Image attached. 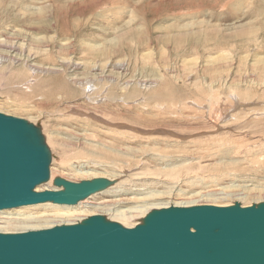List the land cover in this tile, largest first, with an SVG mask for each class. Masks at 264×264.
<instances>
[{"label": "rangeland", "instance_id": "374dc122", "mask_svg": "<svg viewBox=\"0 0 264 264\" xmlns=\"http://www.w3.org/2000/svg\"><path fill=\"white\" fill-rule=\"evenodd\" d=\"M0 112L39 125L50 177L123 183L0 231L264 201V0H0Z\"/></svg>", "mask_w": 264, "mask_h": 264}, {"label": "water", "instance_id": "95a60500", "mask_svg": "<svg viewBox=\"0 0 264 264\" xmlns=\"http://www.w3.org/2000/svg\"><path fill=\"white\" fill-rule=\"evenodd\" d=\"M51 152L42 130L0 112V211L51 202L75 205L114 181H49ZM0 264H264V201L154 208L133 226L101 214L73 223L0 231Z\"/></svg>", "mask_w": 264, "mask_h": 264}, {"label": "bare ground", "instance_id": "6f19581e", "mask_svg": "<svg viewBox=\"0 0 264 264\" xmlns=\"http://www.w3.org/2000/svg\"><path fill=\"white\" fill-rule=\"evenodd\" d=\"M31 67V66H30ZM218 110V109H217ZM220 111V110H219ZM218 111V112H219ZM217 112V111H216ZM217 112V113H218ZM219 115H221L220 113H218ZM219 115H218V117H219ZM217 117V119H219ZM215 118V117H214ZM216 119V120H217ZM73 170H77V169H75L74 167H73ZM117 173V172H116ZM115 175L116 174H110L108 177H109V179L111 178V179H113L114 177H115ZM99 176V175H98ZM101 176V175H100ZM54 177V172H53V170H52V172H51V177H50V179H49V181L48 182H46V183H43V184H41V185H39L36 189L38 190V191H40V190H44V189H57V188H55L54 186H53V184L51 185V181H53V178ZM97 177V176H96ZM103 177V176H102ZM107 177V178H108ZM114 183H115V181H114ZM121 183V182H120ZM133 183V182H132ZM113 185V184H112ZM141 185V184H140ZM121 186L123 187V183L122 184H117V185H113L112 187L111 186H109L108 188H106L105 190H102V191H107V192H109V191H116V192H118L119 191V189L121 188ZM134 186V185H133ZM120 187V188H119ZM125 187V186H124ZM123 190V192L124 191H127L126 189H122ZM101 192V191H100ZM120 192H121V190H120ZM140 194V193H139ZM94 195V194H93ZM134 195H135V193H134ZM113 196V195H112ZM147 196V195H146ZM90 197V196H89ZM91 197H92V195H91ZM144 197H145V195H144ZM143 198V197H142ZM140 199V198H139ZM86 200H87V198H86ZM85 200V201H86ZM85 201H80V202H78L77 204H75V205H59V204H54V203H49V202H46V203H39V204H37V205H40V207H49V211H44V214L45 213H48V214H73V213H75V212H77V211H79V209H81L82 208V206L81 205H83V203L85 202ZM44 205H46V206H44ZM176 205H178V204H176ZM179 206H183L182 204L180 205L179 204ZM185 206H188V205H185ZM164 207V206H163ZM138 208V207H137ZM86 209V208H85ZM54 211H55V213H54ZM81 211V210H80ZM5 211H0V214H2V213H4ZM29 212V211H28ZM19 214V213H18ZM22 215H25V213L24 212H22L21 213ZM20 214V215H21ZM26 214H28V216H29V213H26ZM31 215V214H30ZM27 216V215H26ZM116 217V216H115ZM83 218V217H82ZM80 219V218H79ZM73 222H75V221H73ZM70 223H72V222H70ZM30 229H33V228H30ZM36 229H39V228H36ZM29 230V229H28ZM1 232H9L8 230H4V231H2L1 230Z\"/></svg>", "mask_w": 264, "mask_h": 264}, {"label": "built area", "instance_id": "2783aa9c", "mask_svg": "<svg viewBox=\"0 0 264 264\" xmlns=\"http://www.w3.org/2000/svg\"><path fill=\"white\" fill-rule=\"evenodd\" d=\"M141 87H145V81H142Z\"/></svg>", "mask_w": 264, "mask_h": 264}]
</instances>
